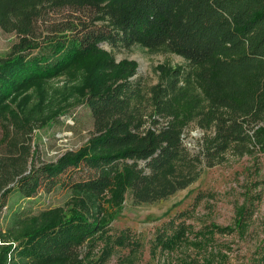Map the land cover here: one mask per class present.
Instances as JSON below:
<instances>
[{
  "label": "trees",
  "instance_id": "1",
  "mask_svg": "<svg viewBox=\"0 0 264 264\" xmlns=\"http://www.w3.org/2000/svg\"><path fill=\"white\" fill-rule=\"evenodd\" d=\"M0 26L17 34L0 56V118L7 114L17 131L30 129L34 117L24 109L11 113L4 98L32 80L52 77L78 55L99 60L105 70L81 93L94 118L88 142L14 176L5 169L0 193L19 176L14 186L25 196L61 182L88 198L113 189L117 197L129 191L137 203H151L186 188L196 179L194 166L234 143L264 149V0H0ZM105 43L112 49L139 44L171 50L188 62L185 68L163 67L164 85L154 88L156 109L149 120L138 103L139 83L130 79L135 62L116 61ZM192 84L208 102L205 126L213 128L198 155L185 146L180 119L181 101L195 97ZM183 215L158 230L153 247L170 249L186 237ZM108 225L83 209L70 216L55 208L18 218L0 230V264H99L115 246L142 248L130 229L111 233ZM99 241L103 251L95 259L92 249Z\"/></svg>",
  "mask_w": 264,
  "mask_h": 264
},
{
  "label": "rangeland",
  "instance_id": "2",
  "mask_svg": "<svg viewBox=\"0 0 264 264\" xmlns=\"http://www.w3.org/2000/svg\"><path fill=\"white\" fill-rule=\"evenodd\" d=\"M16 40L15 31L0 26V56L6 55ZM104 47L116 61L135 62L136 73L130 79L139 83L138 103L148 120L156 109L154 88L164 85L163 67H189L182 55L171 50H151L139 44L112 49L105 43ZM104 74L99 60L82 54L52 77L32 80L13 98H4V107H10L11 113L21 114L24 109L34 118L30 129L20 128L19 132L8 122L7 114L1 116L0 163L5 161L6 167L2 170L0 166V175L5 169L7 175L14 176L35 165L55 162L85 145L94 131V118L81 93ZM190 90L195 97L181 101L185 106H181L180 119L185 123V146L198 155L213 128L205 126L208 102L202 90L194 84ZM202 161L194 166L196 179L190 185L151 203H137L129 191L117 197L113 189L97 199L88 198L61 182L43 185L25 196L14 186L16 176L0 193V230L5 232L18 218L42 211L63 208L70 216L75 209H83L92 219L108 221L111 233L130 229L142 243L138 250L115 246L99 264H264V149L255 143H234L215 159ZM7 188L12 190L3 197ZM180 213L184 214L180 220L186 237L170 249L153 247L158 230ZM246 225L242 232L240 228ZM222 228L230 229L221 232ZM102 245L99 241L92 249L95 259L103 251Z\"/></svg>",
  "mask_w": 264,
  "mask_h": 264
}]
</instances>
